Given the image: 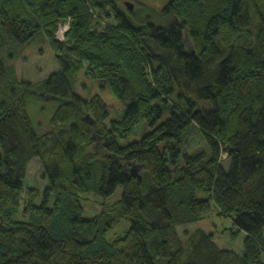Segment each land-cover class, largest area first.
I'll list each match as a JSON object with an SVG mask.
<instances>
[{
  "label": "trees",
  "instance_id": "trees-1",
  "mask_svg": "<svg viewBox=\"0 0 264 264\" xmlns=\"http://www.w3.org/2000/svg\"><path fill=\"white\" fill-rule=\"evenodd\" d=\"M86 1L0 0V50L43 33L60 67L17 85L0 57V264H264V0H168L166 28L90 0L95 15ZM81 71L123 104L122 118L99 94L75 93ZM41 100L56 106L37 135L27 104ZM141 120L148 132L122 147ZM190 128L199 153L179 149ZM33 160L43 192L23 187ZM118 186V203L83 219L85 195ZM212 210L245 236L241 255L196 228Z\"/></svg>",
  "mask_w": 264,
  "mask_h": 264
},
{
  "label": "rangeland",
  "instance_id": "rangeland-1",
  "mask_svg": "<svg viewBox=\"0 0 264 264\" xmlns=\"http://www.w3.org/2000/svg\"><path fill=\"white\" fill-rule=\"evenodd\" d=\"M103 4L112 5L115 4L119 12L125 14L130 20H133L137 25L149 23L156 28H166L171 24L172 20L170 17L162 15V10L166 6L168 0H100ZM87 2V1H86ZM88 3V2H87ZM127 3L132 4L133 10L130 12ZM87 6L96 15L95 6L89 0ZM93 7H92V6ZM110 5V4H109ZM91 7V8H90ZM107 8V7H104ZM96 9V8H95ZM102 10V9H101ZM108 10V9H105ZM103 16V14H102ZM109 22H114L113 17L105 19ZM69 22H66L58 27L55 33V40L57 43H64L65 35L69 30ZM102 22H104L102 20ZM38 33L35 35L27 44L23 46H16L9 42L7 38L4 40V47L0 50V57L6 64L9 70H12L13 75L10 79L14 78L15 84L23 85H36L41 84L51 74L60 70L59 64L56 61V52L50 42L42 35ZM185 45L192 50L189 44L188 37L184 38ZM187 48V49H188ZM13 69H11V68ZM14 84V85H15ZM100 84L88 80L84 76V72H79L77 81L74 87L76 94L83 98H89L92 95L99 94L107 106L109 111L110 119L119 120L124 114L123 104L117 100L107 90H101ZM55 103L49 100H41L39 102H29L27 104V114L30 120L31 126L37 135H42L43 132L50 129L49 122L55 110ZM166 115L163 116L165 120ZM194 129V130H193ZM148 132L146 123L141 120L132 130L129 138L126 141H120L119 144L122 147L135 142L142 138ZM200 134L195 128H190L185 136L180 141L179 149L184 153H192L195 149L203 151L206 148L205 141L199 142ZM195 150V152H196ZM228 167V164H227ZM25 189L37 188L40 192L47 189V183L42 178V172L40 163L38 160H33L27 167V174L25 181L23 182ZM122 194L121 186H118L115 192L106 198L98 196L96 194L85 195L81 200L82 205V217L84 220H91L93 217L100 214L104 209L115 205L120 201ZM26 194L22 192L20 194L19 206L17 211L13 215V220L17 222H24L27 217L23 213V208L26 205ZM41 202V200H38ZM37 201V202H38ZM52 206V202L49 204ZM130 222L125 221L115 229H113L108 237L119 236L129 228ZM196 228H201L206 232L213 234V240L219 248L230 250L238 255L243 252V241L245 236L237 234L235 237L231 236L229 229L231 228L230 221L219 216L216 210H212L205 218V220L198 225ZM194 226H187L179 228V232L182 233L184 230H194Z\"/></svg>",
  "mask_w": 264,
  "mask_h": 264
},
{
  "label": "water",
  "instance_id": "water-1",
  "mask_svg": "<svg viewBox=\"0 0 264 264\" xmlns=\"http://www.w3.org/2000/svg\"><path fill=\"white\" fill-rule=\"evenodd\" d=\"M126 6L128 7V10L131 12L133 10V6L130 3H127ZM132 172H135V169L132 168Z\"/></svg>",
  "mask_w": 264,
  "mask_h": 264
},
{
  "label": "flooded vegetation",
  "instance_id": "flooded-vegetation-1",
  "mask_svg": "<svg viewBox=\"0 0 264 264\" xmlns=\"http://www.w3.org/2000/svg\"><path fill=\"white\" fill-rule=\"evenodd\" d=\"M134 22V21H133ZM135 23V22H134Z\"/></svg>",
  "mask_w": 264,
  "mask_h": 264
},
{
  "label": "bare ground",
  "instance_id": "bare-ground-1",
  "mask_svg": "<svg viewBox=\"0 0 264 264\" xmlns=\"http://www.w3.org/2000/svg\"><path fill=\"white\" fill-rule=\"evenodd\" d=\"M238 255V254H237Z\"/></svg>",
  "mask_w": 264,
  "mask_h": 264
}]
</instances>
